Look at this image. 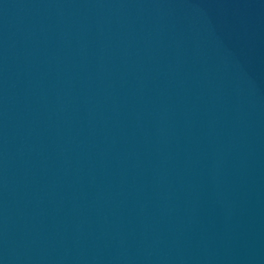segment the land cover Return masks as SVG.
<instances>
[{
  "label": "water",
  "instance_id": "95a60500",
  "mask_svg": "<svg viewBox=\"0 0 264 264\" xmlns=\"http://www.w3.org/2000/svg\"><path fill=\"white\" fill-rule=\"evenodd\" d=\"M0 264H264V0H0Z\"/></svg>",
  "mask_w": 264,
  "mask_h": 264
}]
</instances>
